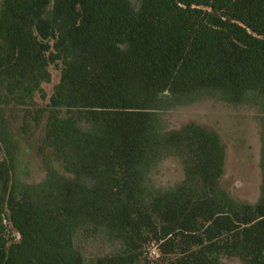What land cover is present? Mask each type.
I'll return each instance as SVG.
<instances>
[{"label": "trees", "instance_id": "1", "mask_svg": "<svg viewBox=\"0 0 264 264\" xmlns=\"http://www.w3.org/2000/svg\"><path fill=\"white\" fill-rule=\"evenodd\" d=\"M205 97L264 106V0H0V264H264V128L251 204L225 190L214 130L165 125ZM27 128L36 184L15 176ZM167 158L182 179L156 189ZM96 237L117 249L85 259Z\"/></svg>", "mask_w": 264, "mask_h": 264}, {"label": "rangeland", "instance_id": "2", "mask_svg": "<svg viewBox=\"0 0 264 264\" xmlns=\"http://www.w3.org/2000/svg\"><path fill=\"white\" fill-rule=\"evenodd\" d=\"M50 81L41 85L45 99L35 95L37 106H44L59 79L58 67L49 66ZM20 114L16 116V127L20 124ZM168 129L179 128L186 123L195 122L214 130L225 145V161L222 184L234 199L254 204L259 197L261 183L260 156L261 131L264 128V106L257 108L251 104L232 105L216 98L205 97L200 101L167 110L163 113ZM40 128H27L25 133L15 130L19 141L15 176L21 182L36 184L45 176V168L36 151V141ZM3 157L0 147V159ZM150 184L154 188H170L182 179L181 166L177 159L167 158L153 168ZM4 224H7L4 221ZM7 234L18 241V234L7 224ZM116 244L96 237L86 240L82 245L85 259L112 253ZM144 253L154 257V247Z\"/></svg>", "mask_w": 264, "mask_h": 264}]
</instances>
